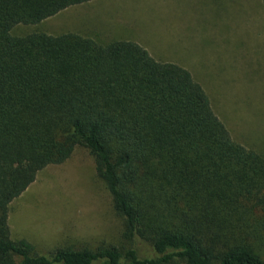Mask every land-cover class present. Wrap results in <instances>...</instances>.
I'll return each instance as SVG.
<instances>
[{"label": "trees", "instance_id": "trees-1", "mask_svg": "<svg viewBox=\"0 0 264 264\" xmlns=\"http://www.w3.org/2000/svg\"><path fill=\"white\" fill-rule=\"evenodd\" d=\"M90 1L0 0V264H264V157L231 138L186 69L129 41L11 35ZM77 146L121 241L40 255L11 239L9 205Z\"/></svg>", "mask_w": 264, "mask_h": 264}, {"label": "rangeland", "instance_id": "rangeland-1", "mask_svg": "<svg viewBox=\"0 0 264 264\" xmlns=\"http://www.w3.org/2000/svg\"><path fill=\"white\" fill-rule=\"evenodd\" d=\"M35 33L129 41L186 69L231 138L264 157V0H93L11 30ZM7 225L11 239L46 256L67 245L121 241V221L82 146L37 174L10 203ZM142 245L134 243L138 253Z\"/></svg>", "mask_w": 264, "mask_h": 264}]
</instances>
